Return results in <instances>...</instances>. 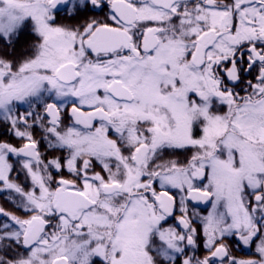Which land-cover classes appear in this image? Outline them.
Masks as SVG:
<instances>
[{
  "label": "snow or ice",
  "instance_id": "6c2138e0",
  "mask_svg": "<svg viewBox=\"0 0 264 264\" xmlns=\"http://www.w3.org/2000/svg\"><path fill=\"white\" fill-rule=\"evenodd\" d=\"M0 126V264H264V0H0Z\"/></svg>",
  "mask_w": 264,
  "mask_h": 264
},
{
  "label": "flooded vegetation",
  "instance_id": "af4514ba",
  "mask_svg": "<svg viewBox=\"0 0 264 264\" xmlns=\"http://www.w3.org/2000/svg\"><path fill=\"white\" fill-rule=\"evenodd\" d=\"M89 15H91V13H89ZM34 39V37L32 36V34L30 32H28L27 30L21 35L19 43L17 45L18 48L20 47H24L26 46L27 43L31 42ZM0 139H11V137H9L5 131L4 128L2 126H0ZM12 142L16 143L17 141L13 140ZM41 151H45L43 145L41 146ZM21 179H23V177H21ZM4 204V200L2 197H0V205ZM237 255L243 256L246 255L245 252L240 251L237 252Z\"/></svg>",
  "mask_w": 264,
  "mask_h": 264
},
{
  "label": "water",
  "instance_id": "95a60500",
  "mask_svg": "<svg viewBox=\"0 0 264 264\" xmlns=\"http://www.w3.org/2000/svg\"><path fill=\"white\" fill-rule=\"evenodd\" d=\"M201 207H203V206H201Z\"/></svg>",
  "mask_w": 264,
  "mask_h": 264
}]
</instances>
